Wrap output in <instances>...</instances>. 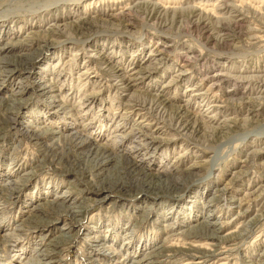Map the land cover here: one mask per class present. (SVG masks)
Masks as SVG:
<instances>
[{"label": "rangeland", "instance_id": "obj_1", "mask_svg": "<svg viewBox=\"0 0 264 264\" xmlns=\"http://www.w3.org/2000/svg\"><path fill=\"white\" fill-rule=\"evenodd\" d=\"M91 1L0 0V264H264V0Z\"/></svg>", "mask_w": 264, "mask_h": 264}, {"label": "bare ground", "instance_id": "obj_2", "mask_svg": "<svg viewBox=\"0 0 264 264\" xmlns=\"http://www.w3.org/2000/svg\"><path fill=\"white\" fill-rule=\"evenodd\" d=\"M92 1H94V0H92ZM91 1V2H92ZM219 1V0H218ZM229 1V0H228ZM232 1V0H231ZM242 1V0H241ZM257 1V0H256ZM62 2V1H61ZM172 2V1H171ZM153 3V2H152ZM207 3V2H206ZM220 3V2H219ZM225 3V2H224ZM137 4V3H136ZM182 4V3H181ZM189 4V3H188ZM231 4H232V2H231ZM157 5V4H156ZM203 5V4H202ZM207 5V4H206ZM87 6V5H86ZM182 6V5H181ZM196 6V5H195ZM232 6H234V4L232 5ZM239 6V5H238ZM235 6L236 7V9H238V10H240V9H242V8H244V7H242V6ZM98 7V6H97ZM191 7V6H190ZM202 7V6H201ZM250 7V6H249ZM89 8V7H88ZM158 8V7H157ZM178 8V7H177ZM179 8H181V7H179ZM183 8V7H182ZM186 8V7H185ZM195 8V7H194ZM194 8L192 9V7H191V9H192V11L194 10ZM198 8H200V7H196L195 9H198ZM251 8V7H250ZM190 9V10H191ZM219 9V8H218ZM173 10V9H172ZM175 10V9H174ZM179 10V9H178ZM201 10V9H200ZM231 10V9H230ZM243 10V9H242ZM249 10V9H248ZM177 11V10H176ZM176 11H174V12H176ZM202 11V10H201ZM255 11V10H254ZM253 11V12H254ZM4 12V11H3ZM168 12V11H167ZM195 12V11H194ZM199 12V11H198ZM197 12V13H198ZM176 13H178V12H176ZM254 13H256V12H254ZM202 14V13H201ZM210 14V13H209ZM225 14V13H224ZM230 14V13H229ZM174 15H175V13H174ZM182 15V14H181ZM217 15V14H216ZM260 15V14H259ZM203 16V15H202ZM208 16V15H207ZM218 16V15H217ZM262 16V15H261ZM220 18V17H219ZM223 18V17H222ZM212 20V19H211ZM218 20V19H217ZM222 20V19H221ZM209 21V20H208ZM219 21H220V19H219ZM218 21V22H219ZM224 21V20H223ZM230 22V21H229ZM70 26V25H69ZM68 26V27H69ZM67 27V26H66ZM57 28V27H56ZM57 31V30H56ZM59 31V30H58ZM62 31V30H61ZM67 31V30H66ZM253 31V30H252ZM263 32V31H262ZM55 33V32H54ZM60 33V32H59ZM64 33V32H63ZM66 33V32H65ZM63 35V34H62ZM221 38V37H220ZM253 40V39H252ZM55 41V40H54ZM57 41V40H56ZM55 45V44H54ZM9 46V45H8ZM11 46V45H10ZM50 47V46H49ZM7 48H6V46L4 47V48H2L1 47V49H0V52H6L7 50H6ZM149 56V55H148ZM2 61V60H1ZM1 66V65H0ZM136 75H137V73H136ZM251 78V77H250ZM254 78V77H253ZM131 79V78H130ZM142 79V78H141ZM131 81V80H130ZM169 83V82H168ZM248 83V82H247ZM262 83V82H261ZM169 86V85H168ZM129 87V86H128ZM165 88V87H164ZM214 88V87H213ZM128 91V90H127ZM96 94V93H95ZM124 97V96H123ZM163 101H161V103H162ZM134 103V102H133ZM133 103H132V105H133ZM136 105H134V106H132V108L134 107L136 110H139V111H144L145 113H144V120H145V122H148V124L149 123H151V122H155V124H156V130H155V132H158V131H160L159 129H161L160 128V126L162 125V123H164V122H166V118H165V115H163V113H164V111H163V113H161L162 111L161 110H163L162 108L164 107L162 104H158V103H156V105H155V107L154 106H152V105H148L146 102H143V101H141V102H136L135 103ZM119 108V107H118ZM131 108V109H132ZM165 110V109H164ZM153 111H154V113L156 114V115H158L156 118H154L153 116H151V114H154L153 113ZM139 115H140V113H138ZM173 116V115H172ZM182 116V115H181ZM142 118V117H141ZM169 118L171 119V116H169ZM176 119H178V118H176ZM182 119V118H181ZM180 119V120H181ZM9 121V120H8ZM14 121V120H13ZM142 121V120H141ZM218 121V120H217ZM209 122V121H208ZM141 123H144V122H141ZM154 123H152V125H153ZM182 125V124H181ZM226 125V124H225ZM151 126V125H150ZM164 126V125H163ZM152 127V126H151ZM74 132V131H73ZM33 135V134H32ZM160 135V134H159ZM87 135H85V137H86ZM249 136V135H248ZM70 139H73V142L74 143H76V142H78V144H79V146L81 145V146H83V147H89V145H90V142H91V137H86V139H84L82 136H79L77 133H75V134H73V135H70ZM31 139H34V138H31ZM38 141V140H37ZM149 149H150V147H149ZM133 150V149H132ZM139 154V153H138ZM105 156V155H104ZM103 156V157H104ZM102 157V158H103ZM106 157H107V155H106ZM107 159V158H106ZM102 160V159H101ZM104 160H105V158H104ZM109 160V159H108ZM111 160V159H110ZM107 163H109V162H107ZM106 164V163H105ZM217 164V163H216ZM139 165V164H138ZM214 169L212 168V170L210 171V173H209V175H208V177H210V174L212 173V171H213ZM207 177V178H208ZM12 185V184H11ZM14 186V185H13ZM151 187V186H150ZM210 246V245H209ZM201 247V246H200ZM197 250V249H196ZM201 259H202V257H201ZM137 264V263H136Z\"/></svg>", "mask_w": 264, "mask_h": 264}]
</instances>
